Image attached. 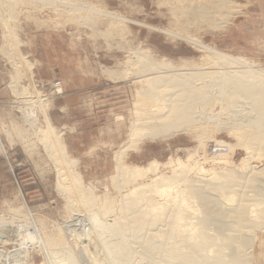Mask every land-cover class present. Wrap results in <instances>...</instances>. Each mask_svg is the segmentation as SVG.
Returning <instances> with one entry per match:
<instances>
[{
	"label": "rangeland",
	"instance_id": "1",
	"mask_svg": "<svg viewBox=\"0 0 264 264\" xmlns=\"http://www.w3.org/2000/svg\"><path fill=\"white\" fill-rule=\"evenodd\" d=\"M209 1L66 0L69 4L59 6L51 0H15L10 4L13 12L10 5L3 8L0 219L6 220L9 233L13 230L15 235L24 233L25 228L32 234L34 228L24 241L25 264H59L62 260L69 264L66 259L70 252L75 254L70 264L106 262L94 232H89L88 239L83 235L70 239V232L83 231L84 224L76 220L75 214L85 210L80 207L75 214L70 210L65 198L68 193L57 187L58 181L67 184L75 174L80 185L97 197L99 215L109 222L119 215L121 193L133 186L140 192L141 187L151 190L156 182H170L178 160L191 162L190 177L201 166L205 170L212 167L203 160L204 155L213 158L227 154L232 167L242 166L246 152L241 147L229 154L226 146L217 145L218 141L236 144L237 140L227 130L232 114L220 111L224 104L216 103L214 97L197 108L201 115L197 129L187 127L153 140L131 132L133 124H138L136 119L151 111L153 102L144 92L146 82H138L132 73L142 68L137 64L138 52L149 53L155 61H166L175 67L210 63L206 51L173 33L243 56L264 69V0H231L235 7L226 16L228 19L199 16L203 6L212 5ZM70 2L87 8H73ZM1 5L0 2V8ZM190 6L197 10L194 15L181 14ZM57 82L61 94L55 91ZM69 86H83L80 91L87 93L88 99L82 104H68L71 101L65 89ZM66 103L71 107L66 108ZM28 107L36 113L33 127L23 119ZM49 127L59 135L62 147L58 150H49L38 140ZM73 137L80 138L76 146V140L71 142ZM152 161L159 162L157 169L154 171L156 165L152 164L150 170L136 178L122 171L126 166H146ZM155 175L161 176V182L153 180ZM122 179L131 182L126 185L129 189L120 190L117 183ZM18 241L22 238L15 243H0V248L10 252L18 247ZM86 243L88 249L83 247ZM10 256L1 255L0 264L21 263L17 261L19 257Z\"/></svg>",
	"mask_w": 264,
	"mask_h": 264
},
{
	"label": "bare ground",
	"instance_id": "2",
	"mask_svg": "<svg viewBox=\"0 0 264 264\" xmlns=\"http://www.w3.org/2000/svg\"><path fill=\"white\" fill-rule=\"evenodd\" d=\"M13 1L15 2V0H0L3 4L0 8L2 18L6 12H3L4 7L11 6L10 11L13 12L10 5L14 4ZM65 1L51 0L59 6L66 3ZM211 2V6H203L201 8L203 11L200 9L199 16H225L224 18L228 19L231 9L235 7L231 0ZM72 4L74 3L70 5ZM71 7L87 8L80 3ZM195 9L193 6L184 8L181 14L194 15L193 13L197 12ZM227 15L229 16L226 17ZM222 22L227 23V20ZM173 34L206 51V60L210 63H207V66L194 65L192 68L184 65L175 67L164 59L165 62L162 60L157 62L149 56V53L146 55L138 52L137 64L142 68L136 67L137 70L134 68L135 70L132 72L131 69V72L138 82H146L148 87L144 92L146 96L149 93L148 96L154 99H152L154 103L152 102L150 105L152 108L149 109L152 112L136 119L138 124H133L132 134L143 135L153 140L169 137L174 132L187 127L197 129L196 122H199L201 116L197 108L214 97L216 103L224 104L221 105L220 111L226 110L228 114H232L227 130L237 140L236 144L218 141L217 145L220 148L226 146L229 154L233 153L236 147H241L246 152L244 163L241 167L235 168L231 166V156L227 154H216L213 158L204 155L203 160L212 167L205 170L201 166L199 172L190 177V170L193 168L191 162L183 163L178 160L174 166L175 177L170 182L165 184L156 182L151 190L141 187L140 192L135 186L129 189L126 185L131 182L122 179L117 183L120 190L127 187L128 192L131 191L121 193L119 215L118 217L114 215L115 217L109 222L99 215L97 197L90 195L89 189H84L74 174L73 180L67 184L57 182V187L68 193L65 198L68 207H71L70 210H73L74 214L82 207V210H85L82 214L79 211L76 216L74 215L78 222L84 224L83 231L70 232L69 237L72 240L83 235L82 237L88 239L89 232H94L95 237H98L97 243L99 242L100 249H103L105 255L104 264H262L264 263V69L243 56L231 55L194 38ZM129 70L125 73L126 78L130 73ZM214 78L218 81H213ZM57 91H62L61 85L57 86ZM28 109L29 107L23 114V119L33 127L37 122L36 113ZM43 132L41 135L44 137H38V140L47 144L49 150H58L62 147L55 128L49 127ZM36 134L38 135V132ZM192 155H189V160ZM152 164L156 165L155 171L159 165L158 161H152L146 166H126L122 171L126 176L136 178L150 170ZM61 172L63 174L64 171ZM159 179L161 176L153 177L155 181ZM194 198L196 199L192 202ZM104 212L108 214L107 210ZM5 222L6 220L0 219V243L7 241L15 243L19 237L22 241H18V247L10 252L0 248V256L19 257L17 261L21 263L18 264H25L24 241L33 233L30 234L27 228L23 229L24 233L21 231L20 234L17 232L15 235L12 234L13 230L9 233ZM208 226L212 229L210 230ZM87 243L83 245L85 249ZM74 255L68 253L66 260L69 264L73 263L71 259L75 258Z\"/></svg>",
	"mask_w": 264,
	"mask_h": 264
},
{
	"label": "crops",
	"instance_id": "3",
	"mask_svg": "<svg viewBox=\"0 0 264 264\" xmlns=\"http://www.w3.org/2000/svg\"><path fill=\"white\" fill-rule=\"evenodd\" d=\"M80 88H83V86H81ZM80 88H75V86H69L65 89V91L67 92L66 98H68L71 101V102H68V104H70V103L71 104H74V103L82 104L88 99V96L85 95L87 93L80 91V90H82ZM68 104L66 103V105H65L66 108L71 107V105H68ZM73 140H76L75 144H74ZM82 141H81V143H82ZM71 142L74 144L73 146H76L77 144L80 143V138L74 139V137H73Z\"/></svg>",
	"mask_w": 264,
	"mask_h": 264
},
{
	"label": "built area",
	"instance_id": "4",
	"mask_svg": "<svg viewBox=\"0 0 264 264\" xmlns=\"http://www.w3.org/2000/svg\"><path fill=\"white\" fill-rule=\"evenodd\" d=\"M60 86V83L59 82H57V83H55V85H54V87H55V91H56V93H59V94H61V92H58L57 91V86ZM31 232L33 233L34 232V228H31Z\"/></svg>",
	"mask_w": 264,
	"mask_h": 264
}]
</instances>
